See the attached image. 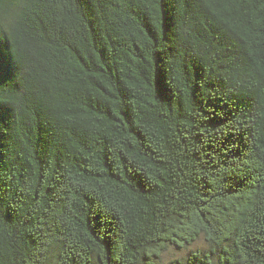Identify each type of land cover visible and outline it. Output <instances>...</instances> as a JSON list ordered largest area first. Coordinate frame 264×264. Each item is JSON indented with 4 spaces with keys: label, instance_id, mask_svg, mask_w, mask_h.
I'll use <instances>...</instances> for the list:
<instances>
[{
    "label": "trees",
    "instance_id": "obj_1",
    "mask_svg": "<svg viewBox=\"0 0 264 264\" xmlns=\"http://www.w3.org/2000/svg\"><path fill=\"white\" fill-rule=\"evenodd\" d=\"M264 264V0H0V264Z\"/></svg>",
    "mask_w": 264,
    "mask_h": 264
},
{
    "label": "rangeland",
    "instance_id": "obj_2",
    "mask_svg": "<svg viewBox=\"0 0 264 264\" xmlns=\"http://www.w3.org/2000/svg\"><path fill=\"white\" fill-rule=\"evenodd\" d=\"M184 254L185 253L182 251H176L174 249H171L162 255L158 264H168L169 261L183 257Z\"/></svg>",
    "mask_w": 264,
    "mask_h": 264
}]
</instances>
